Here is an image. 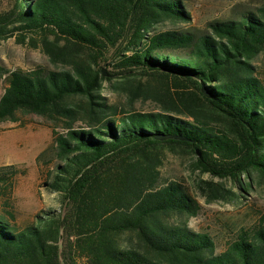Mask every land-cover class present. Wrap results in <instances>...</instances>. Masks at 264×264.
I'll return each instance as SVG.
<instances>
[{
  "label": "trees",
  "instance_id": "1",
  "mask_svg": "<svg viewBox=\"0 0 264 264\" xmlns=\"http://www.w3.org/2000/svg\"><path fill=\"white\" fill-rule=\"evenodd\" d=\"M167 20H190L182 0H14L0 11V45L15 36L70 66L0 63V121L22 111L63 123L38 157L51 152L41 186L59 195L60 208L23 227L0 212V264H264V212L218 251L210 232L175 219L201 204L162 175L173 151L245 190L255 175L264 181V82L253 64L264 52V0L200 34L160 29ZM114 76L130 103L143 97L158 107L108 102L103 84ZM16 174L0 166V197ZM194 185L208 201L238 196L223 181L200 176Z\"/></svg>",
  "mask_w": 264,
  "mask_h": 264
},
{
  "label": "rangeland",
  "instance_id": "2",
  "mask_svg": "<svg viewBox=\"0 0 264 264\" xmlns=\"http://www.w3.org/2000/svg\"><path fill=\"white\" fill-rule=\"evenodd\" d=\"M14 0H0V11L12 7ZM190 13L189 21L174 24L167 20L158 27L180 28L204 33L209 31V23L214 20L234 19L245 10L255 9L262 0H182ZM0 63L8 70H30L43 66L49 69L69 68L61 62L54 63L49 55L41 48H34L29 44L17 42L16 37L3 40L0 45ZM256 75L264 82V52L253 59ZM111 69V66H104ZM105 80L102 93L108 102L116 103L120 108L136 110H154L157 102L153 99H136L130 103L127 92L115 87L116 77ZM5 76L2 79L0 97L6 87ZM79 121L76 126L83 125ZM63 123L52 121L36 113L19 111L17 120L0 121V166L13 164L17 174L13 177L12 185L0 197V212L10 220L23 227L36 221V216L49 208H60V198L57 193L47 191L42 185L48 177L54 162L48 161L51 152H48L43 161L39 155L53 144L54 130L62 131ZM194 156L182 152H167L162 175L168 179L181 180L191 189L192 194L201 204L199 213L195 216H176L175 219L187 223L191 228L210 232L216 242L217 250L222 251L235 238L242 228H248L258 220L264 212V181L255 175L252 186L247 190L241 188L238 181L213 177L209 173L201 174L193 169ZM223 181L233 188L238 196L230 201H208L195 188V181L199 177ZM242 181H249L247 175H242ZM12 214L13 216H10ZM79 264H86L81 260Z\"/></svg>",
  "mask_w": 264,
  "mask_h": 264
},
{
  "label": "water",
  "instance_id": "3",
  "mask_svg": "<svg viewBox=\"0 0 264 264\" xmlns=\"http://www.w3.org/2000/svg\"><path fill=\"white\" fill-rule=\"evenodd\" d=\"M103 73H104V75H107V73H106V68L104 67L103 68ZM179 137V136H178ZM198 153L201 155V152L198 150Z\"/></svg>",
  "mask_w": 264,
  "mask_h": 264
}]
</instances>
